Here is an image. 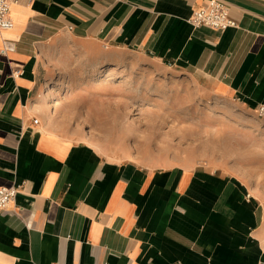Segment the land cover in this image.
I'll list each match as a JSON object with an SVG mask.
<instances>
[{"label": "crops", "instance_id": "1", "mask_svg": "<svg viewBox=\"0 0 264 264\" xmlns=\"http://www.w3.org/2000/svg\"><path fill=\"white\" fill-rule=\"evenodd\" d=\"M209 1L11 6L14 27L0 31V188L19 195L0 214V264H264V208L238 177L194 161L110 158L57 129L38 103L40 53L67 34L90 59L133 52L207 98L264 105V0H219L236 28L190 26Z\"/></svg>", "mask_w": 264, "mask_h": 264}, {"label": "rangeland", "instance_id": "2", "mask_svg": "<svg viewBox=\"0 0 264 264\" xmlns=\"http://www.w3.org/2000/svg\"><path fill=\"white\" fill-rule=\"evenodd\" d=\"M40 58L52 83L38 103L57 129L117 160L221 168L264 208V121L254 110L207 98L189 77L133 52L90 59L67 34Z\"/></svg>", "mask_w": 264, "mask_h": 264}, {"label": "built area", "instance_id": "3", "mask_svg": "<svg viewBox=\"0 0 264 264\" xmlns=\"http://www.w3.org/2000/svg\"><path fill=\"white\" fill-rule=\"evenodd\" d=\"M16 0H0V31L11 30L14 22L10 16L11 6ZM187 23L193 28L208 27L217 31H225L230 28H236L237 23L230 17L229 8L225 3L219 0H210L205 7L193 11L187 19ZM14 50L13 44L5 42L3 52ZM257 118L264 121V105H260L254 109ZM35 124L39 123V119L34 120ZM19 195L17 186L0 188V214L9 208L15 202Z\"/></svg>", "mask_w": 264, "mask_h": 264}, {"label": "bare ground", "instance_id": "4", "mask_svg": "<svg viewBox=\"0 0 264 264\" xmlns=\"http://www.w3.org/2000/svg\"><path fill=\"white\" fill-rule=\"evenodd\" d=\"M51 83H52V82H51L50 79H49V80H46V81L43 83V87H42V88H48V87L50 86Z\"/></svg>", "mask_w": 264, "mask_h": 264}]
</instances>
